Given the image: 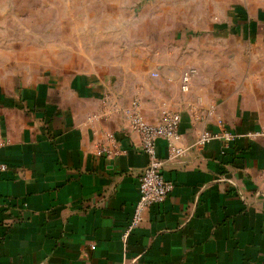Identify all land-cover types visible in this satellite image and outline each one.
Returning a JSON list of instances; mask_svg holds the SVG:
<instances>
[{"label":"crops","instance_id":"crops-1","mask_svg":"<svg viewBox=\"0 0 264 264\" xmlns=\"http://www.w3.org/2000/svg\"><path fill=\"white\" fill-rule=\"evenodd\" d=\"M111 80L88 70L0 81V264H264V75L197 72L189 91L181 78L141 98L149 121L181 113L187 145L204 130L238 136L225 154L218 140L167 160L174 189L126 243L148 158L121 110L132 97ZM108 134L120 154L98 153ZM157 148L166 158V142Z\"/></svg>","mask_w":264,"mask_h":264},{"label":"rangeland","instance_id":"rangeland-1","mask_svg":"<svg viewBox=\"0 0 264 264\" xmlns=\"http://www.w3.org/2000/svg\"><path fill=\"white\" fill-rule=\"evenodd\" d=\"M189 65L210 80L263 76L264 0H0L11 85L95 70L141 100L180 87Z\"/></svg>","mask_w":264,"mask_h":264},{"label":"built area","instance_id":"built-area-1","mask_svg":"<svg viewBox=\"0 0 264 264\" xmlns=\"http://www.w3.org/2000/svg\"><path fill=\"white\" fill-rule=\"evenodd\" d=\"M196 73V68L190 65L187 67L182 76L183 91H189L192 77ZM103 101L105 107L110 104L117 107V104L112 102L113 94L111 92L107 91L104 93ZM121 110L130 129L140 135L142 150L148 158L140 178V197L134 208L127 231L124 234V242L126 243L130 233L143 223L145 212L152 206L163 203L174 189V182L167 179L163 173L167 160L183 157L193 147H203L218 140L225 142L224 149L221 151V154H225V149L228 147L229 142L238 135L227 129L219 132L204 130L193 144L187 145L184 140V134L181 131L182 115L177 110L165 108L161 113L160 119L155 122L149 121L145 117L141 101L138 98L131 100ZM261 134L264 136V132ZM107 140L112 146L104 145L99 149V154L106 153L108 156H113L122 152L114 134H108ZM160 140H164L167 144L168 154L166 158H162L158 154L157 146ZM6 168L5 164H0V169ZM262 177L264 181V167L262 169Z\"/></svg>","mask_w":264,"mask_h":264}]
</instances>
